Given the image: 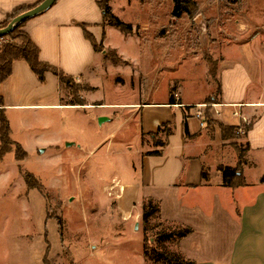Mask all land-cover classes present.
Segmentation results:
<instances>
[{"label": "rangeland", "instance_id": "obj_1", "mask_svg": "<svg viewBox=\"0 0 264 264\" xmlns=\"http://www.w3.org/2000/svg\"><path fill=\"white\" fill-rule=\"evenodd\" d=\"M193 1L195 13L176 19L173 0H110L111 12L133 32L111 26L107 44L113 48L100 35L97 49L103 50L85 78H73L71 90L61 85L58 98L108 106L41 112L50 125L14 130L12 150L0 161V264H178L158 255L178 253L175 241L159 236L173 226L156 212L145 219L146 202L132 194L142 193V173L147 180L140 152L153 149L142 128L171 110L129 113L172 98L216 97L226 49L243 41L245 22L262 28L264 45V0ZM244 14L251 15L244 21ZM110 50L120 57L117 64L112 52L105 59ZM41 134L45 150L36 144ZM156 136L159 144L167 141ZM238 140H228L235 151ZM18 147L26 153L22 160ZM26 174L40 189L27 185Z\"/></svg>", "mask_w": 264, "mask_h": 264}, {"label": "crops", "instance_id": "obj_2", "mask_svg": "<svg viewBox=\"0 0 264 264\" xmlns=\"http://www.w3.org/2000/svg\"><path fill=\"white\" fill-rule=\"evenodd\" d=\"M40 1L0 0V23L17 10ZM101 1L58 0L51 9L27 21L23 30L39 48L40 60L68 76L84 79L100 53L86 38L83 27L97 42L101 35V42L110 47L107 32L112 27L104 23ZM250 15L244 14V21ZM261 29L245 22L243 41L228 45L226 67L220 73L221 93L213 103L220 106L209 110L213 124L208 123L207 128H201L194 117L186 119L188 112L184 106L208 104L213 95L196 102L175 100V104L171 101L146 104L129 113L141 114L151 107L172 112L153 117L146 129L142 128V134L152 138L151 151L161 154L146 155L150 151L146 152L143 147L140 154L143 164L149 167L147 180L142 173V193L138 188L132 194L137 202L159 203L162 223L193 230L177 246L178 253L195 264H264V45ZM45 77V82H40L29 64L18 60L13 64L11 76L0 84L11 138L14 130L34 129L33 123L43 121L50 125L48 119L39 118L41 112L108 106L60 102V88L64 84L51 72ZM187 109L190 114L195 111ZM221 126L235 128L239 136L237 143L244 151L241 166L237 150L223 138ZM239 129L245 132L239 133ZM156 134L167 140L163 142L164 147L156 146ZM46 140L41 134L36 139L37 146L45 150ZM22 145L26 147L25 142ZM221 166H239L245 184L237 188L224 186Z\"/></svg>", "mask_w": 264, "mask_h": 264}, {"label": "trees", "instance_id": "obj_3", "mask_svg": "<svg viewBox=\"0 0 264 264\" xmlns=\"http://www.w3.org/2000/svg\"><path fill=\"white\" fill-rule=\"evenodd\" d=\"M42 1H40L39 3L33 6L21 8L16 12H14V14L8 17L6 21L0 23V29L7 27L16 17L34 8ZM109 1L110 0H102L101 2H99V6L103 12L104 23L105 24L108 23V25L119 29L124 34H131L133 32L132 26L130 24L123 22L111 12V8L109 7ZM235 1L239 2L240 0H235ZM173 2H174V9L172 12V16L176 19L181 18L185 14L188 16H192L197 10V4L193 0H173ZM25 23L26 22L17 26L10 34L0 38V84L11 76L14 62L18 60H24L29 64L32 71L37 75L40 82L42 83L45 82L46 73L51 72L59 78L62 84L66 85L71 90L73 87L72 86L73 77L66 75L60 69L51 66L47 63H44L40 60L39 48L37 47L36 44H34L30 36L23 30ZM83 29L86 38L92 43L94 50L100 53L103 49L101 50L97 49L98 42L96 41L94 36L87 31L86 27H83ZM110 52H112L113 56H115L118 59V61H113V63L117 64L118 62H120L121 59L119 56H117L115 50H110L109 52H106L105 59L108 58ZM220 93H221V89L219 85L216 97L215 96L210 97L207 103L213 104L217 102V96ZM80 100L82 99L76 98L75 100H72L70 103L72 105H79L77 103L83 104L85 102V101L82 102ZM170 101L171 104H175L174 98L170 99ZM3 107H4V99L0 95V108H1L0 161L5 157L7 153H9L12 150V145H13V141L11 139V129H10L9 121L3 112ZM206 117L208 118L209 126L213 124V120L211 118V114L209 110L206 112ZM221 128L224 139L229 140V139L238 138L236 137L238 134H236L235 128L223 127V126H221ZM246 130H248V128ZM162 143L161 144L157 143L156 146L158 147L159 145H161V147H164L165 144ZM16 154L18 160H22L26 156V153L20 147L17 148ZM160 154L161 152L157 150L146 153V155H155V156H158ZM237 155L239 160L238 164L239 166H241V160L244 155V151L239 146L237 148ZM239 166H237L236 168H231L229 166L220 167L219 170L222 173L224 186L230 188H237L245 184V180ZM33 178L34 176L31 174L25 175V181L27 185L31 189H40L38 185L32 183ZM204 178H205V174H204ZM143 210H144L143 214L145 219L152 216L155 212L158 213L159 216L160 205L159 203H154L152 200H150L144 204ZM192 232L193 230L191 228L174 225L169 230L161 231L159 233V236L165 241L171 240V241H175L178 244V242L181 239L187 237ZM158 255L168 261H175L178 264H195L194 262L186 261L179 253L175 254L171 252L159 251ZM46 260L47 259L45 258L44 262H46Z\"/></svg>", "mask_w": 264, "mask_h": 264}, {"label": "water", "instance_id": "obj_4", "mask_svg": "<svg viewBox=\"0 0 264 264\" xmlns=\"http://www.w3.org/2000/svg\"><path fill=\"white\" fill-rule=\"evenodd\" d=\"M57 1L58 0H43L34 8L22 13L12 20V22L7 27L0 29V38L10 34L17 26L21 25L22 23L27 22L32 18H35L48 11L56 4ZM102 121H106V119L101 118V122Z\"/></svg>", "mask_w": 264, "mask_h": 264}, {"label": "built area", "instance_id": "obj_5", "mask_svg": "<svg viewBox=\"0 0 264 264\" xmlns=\"http://www.w3.org/2000/svg\"><path fill=\"white\" fill-rule=\"evenodd\" d=\"M217 106H220L219 104H201V105H197V106H184L185 108H190V109H195V111H193L194 113L190 114L188 112V114H186V119L190 118V117H194L196 118L199 122H200V126L201 128H207L208 127V118L206 117V112L208 110H211L212 108H216ZM206 111V112H205ZM216 114H218V111H215ZM211 118H212V114H211ZM245 131L243 129H239V133H244Z\"/></svg>", "mask_w": 264, "mask_h": 264}]
</instances>
